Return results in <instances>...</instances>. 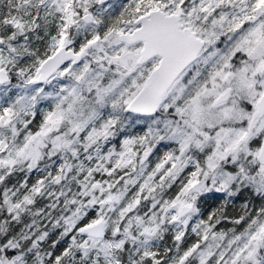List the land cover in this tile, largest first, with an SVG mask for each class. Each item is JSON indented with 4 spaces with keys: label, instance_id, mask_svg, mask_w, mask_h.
I'll use <instances>...</instances> for the list:
<instances>
[{
    "label": "snow or ice",
    "instance_id": "snow-or-ice-1",
    "mask_svg": "<svg viewBox=\"0 0 264 264\" xmlns=\"http://www.w3.org/2000/svg\"><path fill=\"white\" fill-rule=\"evenodd\" d=\"M0 264H264V0H0Z\"/></svg>",
    "mask_w": 264,
    "mask_h": 264
},
{
    "label": "trees",
    "instance_id": "trees-1",
    "mask_svg": "<svg viewBox=\"0 0 264 264\" xmlns=\"http://www.w3.org/2000/svg\"><path fill=\"white\" fill-rule=\"evenodd\" d=\"M237 203H239V202H237ZM230 212H232V215L233 216H235V212H233L231 209L229 210ZM237 211H238V208H237ZM232 225H230V224H227V225H224V227H231ZM166 239H167V237H166Z\"/></svg>",
    "mask_w": 264,
    "mask_h": 264
}]
</instances>
